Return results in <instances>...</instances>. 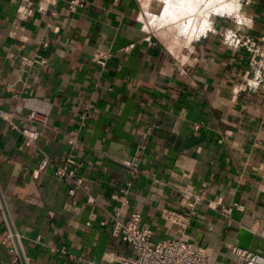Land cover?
I'll return each instance as SVG.
<instances>
[{"label": "crops", "instance_id": "0c3cea01", "mask_svg": "<svg viewBox=\"0 0 264 264\" xmlns=\"http://www.w3.org/2000/svg\"><path fill=\"white\" fill-rule=\"evenodd\" d=\"M41 2L0 0V106L19 128L42 132L26 145L0 121V264H119L134 249L102 220L139 211L155 239L174 236L162 212H189L179 188L205 196L187 237L209 250L210 264H241L231 248L242 227L253 233L249 249L264 254V81L249 54L212 30L193 40L186 66L187 51L150 34L138 0H88L75 12L60 0L55 16ZM248 11V34L264 38V0ZM230 25L216 19L215 28ZM35 54L46 64L25 62ZM31 110L48 124L24 120ZM69 153L85 179L74 196L55 175ZM134 157L136 173L126 164ZM10 227L19 257L3 242Z\"/></svg>", "mask_w": 264, "mask_h": 264}, {"label": "built area", "instance_id": "2783aa9c", "mask_svg": "<svg viewBox=\"0 0 264 264\" xmlns=\"http://www.w3.org/2000/svg\"><path fill=\"white\" fill-rule=\"evenodd\" d=\"M60 0H42L39 4V10L43 13L50 11L52 15H58L57 5ZM254 0H239L240 8L231 14H221L210 12L208 15L211 20V25L205 28L203 32L192 38L185 46L187 54L180 57L183 61L181 64L190 66L191 62L188 61L187 56L191 54L193 49L192 42L195 38H200L208 31H216L221 37V42L225 46H229L234 50H244L249 54V60L252 70L255 74L257 83L264 81V38H256L253 35L248 34L246 28L252 23L253 17L249 13V4ZM88 3V0H68V9L71 12L84 7ZM139 15L143 21V24L147 26L150 34L156 35L152 28V20L156 18L152 6L156 4V0H138ZM154 12V13H153ZM21 16H24L22 13ZM207 17V18H208ZM201 18V19H200ZM199 19V25L204 24V18L201 16ZM216 19H227L232 22V25L226 28H215ZM202 21V22H200ZM44 45H48L47 40L43 41ZM187 58V59H186ZM24 60L27 64H34L36 62L46 64L47 58L42 54H35V56H24ZM100 62H103L99 60ZM15 111H10L0 106V121L4 120L8 122L11 128H19L14 121ZM23 118L26 121H30L38 124V126H45L48 124V116L44 113L36 110L23 113ZM23 134L24 144L35 145L41 136V130L38 127L23 126L19 128ZM76 138L74 136L69 137V143L74 145ZM50 161L49 156H45L42 160L41 166H46ZM78 164L77 158L74 153H69L66 156V162L62 165H58L55 169V175L59 177L67 187V193L70 196L76 195V193L85 189V179L77 171L76 165ZM130 170L136 173L139 170V158L134 157L131 161L126 162ZM182 196L186 197L189 201L187 206L189 212L182 211L173 208L163 209V218L168 224L176 226L177 234L174 236H167L161 239H155L153 237L154 230L149 226L141 224V213L134 211L130 214L129 218L122 220L119 213L110 218L102 220V224H112V233L119 236L124 241L131 244L134 249L132 254L118 255L117 259L119 264H210L212 255L209 250L199 244L192 242L187 237V231L191 226L192 217L194 214L195 206L199 203H204V194L195 195L188 189L179 188ZM89 202H94L95 199L92 195L88 196ZM213 202L208 205L212 206ZM220 203V202H216ZM6 205L0 201V211L5 213ZM232 208L230 206H222L221 212L229 216ZM6 216V215H5ZM7 219V217H6ZM112 221V222H111ZM8 222V220H7ZM9 223V222H8ZM10 226V224H9ZM19 233L9 228L8 233L3 238V242L11 246V251L14 252L17 257L21 255V246L19 243ZM231 251L235 256L241 259V264H264V254L239 246H232Z\"/></svg>", "mask_w": 264, "mask_h": 264}, {"label": "bare ground", "instance_id": "6f19581e", "mask_svg": "<svg viewBox=\"0 0 264 264\" xmlns=\"http://www.w3.org/2000/svg\"><path fill=\"white\" fill-rule=\"evenodd\" d=\"M199 1L202 2L200 7L197 4V0H164L163 2L165 3V6L163 10V16L160 13L162 19H167L169 17L173 18L174 20L172 21V23H174L177 20H182L183 26L184 27L186 26L187 32H189L194 36L196 34L197 35L200 34L205 30V28H208L211 25V20L208 17L210 12L231 14L233 12H236L240 8L239 0H199ZM201 16L204 18L203 20L204 24L199 25V20L201 19L200 18ZM156 29H158V27ZM192 37H190V40Z\"/></svg>", "mask_w": 264, "mask_h": 264}, {"label": "rangeland", "instance_id": "374dc122", "mask_svg": "<svg viewBox=\"0 0 264 264\" xmlns=\"http://www.w3.org/2000/svg\"><path fill=\"white\" fill-rule=\"evenodd\" d=\"M163 1L164 0H156V4L152 6V11L154 10L155 14L157 15L155 16L156 18L152 20L151 26L153 28V31L156 34L155 35L156 38H159L162 41H165L168 44L169 48L173 52L178 54L182 51H186L185 46L188 44V42L190 41V37H192L193 35L187 32L186 26L185 27L183 26L182 20H177L174 23H172V21L174 20L173 18L169 17L167 19H162L163 10L165 6V3ZM197 4L200 7L202 2L197 0ZM160 13L162 14V16ZM165 20H168V21H165ZM169 21H170V24H169ZM157 27L158 29H156ZM196 35H194L192 38L196 37Z\"/></svg>", "mask_w": 264, "mask_h": 264}, {"label": "water", "instance_id": "95a60500", "mask_svg": "<svg viewBox=\"0 0 264 264\" xmlns=\"http://www.w3.org/2000/svg\"><path fill=\"white\" fill-rule=\"evenodd\" d=\"M252 237H253V233L250 230H248L246 227H242L240 229V234L238 241L236 242V245L249 249L251 246Z\"/></svg>", "mask_w": 264, "mask_h": 264}]
</instances>
